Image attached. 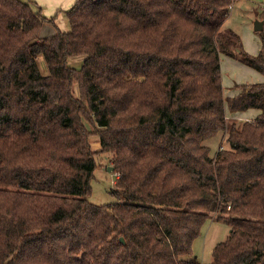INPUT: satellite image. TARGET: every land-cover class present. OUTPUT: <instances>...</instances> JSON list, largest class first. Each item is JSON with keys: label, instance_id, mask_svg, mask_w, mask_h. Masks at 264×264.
<instances>
[{"label": "trees", "instance_id": "trees-1", "mask_svg": "<svg viewBox=\"0 0 264 264\" xmlns=\"http://www.w3.org/2000/svg\"><path fill=\"white\" fill-rule=\"evenodd\" d=\"M233 3L77 0L66 32L0 0V264H201L208 220L230 231L207 264H264V82L228 97L221 67L264 75V29L246 52L224 28ZM99 154L117 203L88 199Z\"/></svg>", "mask_w": 264, "mask_h": 264}, {"label": "rangeland", "instance_id": "rangeland-1", "mask_svg": "<svg viewBox=\"0 0 264 264\" xmlns=\"http://www.w3.org/2000/svg\"><path fill=\"white\" fill-rule=\"evenodd\" d=\"M20 1L24 3H36V6L41 8L43 16L47 18L57 16L59 28L66 32L70 31L71 27L65 11L71 9L73 5L69 9L63 8L60 11V8H57V6L62 3V0ZM263 12L264 0H234L230 14L224 23L225 29H231L241 37L245 51L251 55H257L262 46L259 36L254 31V26L256 21H262L261 15ZM83 61L84 57H78L70 59L68 63L71 67L80 68ZM39 64L41 70L46 73L47 68L42 59H39ZM221 67L225 94L229 93L234 83L253 84L264 81L263 74L226 56L221 57ZM91 143L93 149L100 153L101 145L97 135L94 134L91 137ZM205 144L211 148L212 156L217 154L222 145L227 147L226 138L223 133L206 141ZM109 158L110 156L106 154L98 155L99 167L96 169L91 182L92 188L88 199L91 203L98 206L118 202V199L111 192L115 189L119 174L115 172V169L113 171L108 170L109 167H112ZM229 231V228L222 223L214 222L213 220H208L205 223L202 228L201 237L195 241L193 246L194 255L201 264H207L212 261L214 247L227 239Z\"/></svg>", "mask_w": 264, "mask_h": 264}, {"label": "crops", "instance_id": "crops-1", "mask_svg": "<svg viewBox=\"0 0 264 264\" xmlns=\"http://www.w3.org/2000/svg\"><path fill=\"white\" fill-rule=\"evenodd\" d=\"M77 0H62V3L57 6V8H60V11L63 10V8H67L69 9L72 5H74L76 3ZM260 52V51H259ZM264 82V81H263ZM235 84V83H234ZM234 84L232 85V87L234 86ZM230 85V86H231ZM231 90L229 91L228 94H226L228 97L230 96H234L235 94H237L238 92L232 88H230ZM258 111L256 110H249L247 112H243V113H236L234 115H232L233 118H237L239 120H253L257 115H258Z\"/></svg>", "mask_w": 264, "mask_h": 264}, {"label": "water", "instance_id": "water-1", "mask_svg": "<svg viewBox=\"0 0 264 264\" xmlns=\"http://www.w3.org/2000/svg\"><path fill=\"white\" fill-rule=\"evenodd\" d=\"M263 29H264V22L260 21V20L256 21L255 26H254V31L255 32H261V31H263ZM108 170L113 171L114 167H109ZM121 241H123V239Z\"/></svg>", "mask_w": 264, "mask_h": 264}]
</instances>
